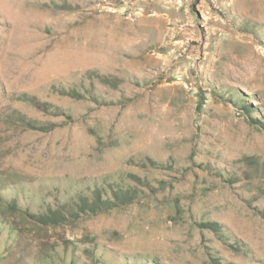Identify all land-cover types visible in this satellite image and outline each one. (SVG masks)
Here are the masks:
<instances>
[{"label": "rangeland", "instance_id": "374dc122", "mask_svg": "<svg viewBox=\"0 0 264 264\" xmlns=\"http://www.w3.org/2000/svg\"><path fill=\"white\" fill-rule=\"evenodd\" d=\"M0 264H264V0H0Z\"/></svg>", "mask_w": 264, "mask_h": 264}, {"label": "trees", "instance_id": "16d2710c", "mask_svg": "<svg viewBox=\"0 0 264 264\" xmlns=\"http://www.w3.org/2000/svg\"><path fill=\"white\" fill-rule=\"evenodd\" d=\"M245 109L249 111L251 108H253V105L244 106ZM94 192V191H93ZM94 198H89L87 195H83L80 197L79 203L77 204V208L75 210V215H79L81 212H88L89 210L95 211V207L97 208H108L113 205H116L118 203H126L132 199V195L120 190L119 192H116L113 194L112 197H102V192L100 190H96L94 192ZM2 199V198H1ZM93 199V200H91ZM17 201L15 198H12V202H10V212L11 213H18L17 208ZM4 213H6V210H4ZM37 221L42 224H58L63 221H66L70 218H67V216H64L60 212H54L52 209L50 210V213L46 214H39L35 216Z\"/></svg>", "mask_w": 264, "mask_h": 264}]
</instances>
